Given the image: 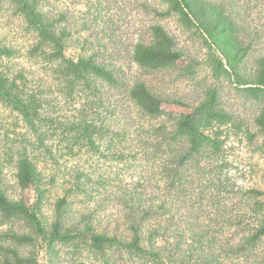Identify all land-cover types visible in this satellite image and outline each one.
Listing matches in <instances>:
<instances>
[{"label":"trees","instance_id":"obj_1","mask_svg":"<svg viewBox=\"0 0 264 264\" xmlns=\"http://www.w3.org/2000/svg\"><path fill=\"white\" fill-rule=\"evenodd\" d=\"M9 1L33 41L25 52L29 67L6 65L1 59L12 50L0 48V106L24 130L4 132L0 143V227L21 220L29 232L0 231V264H264V189L231 186L222 174L220 130L231 113L214 88L190 108L181 100L169 102L145 82L129 80L121 66L100 59L107 56L101 50L82 47L68 57L71 28L61 26L64 17L46 10L42 0ZM160 2L164 9L152 8L153 15L173 16L199 33L215 79L249 86L242 91L261 106L253 124L264 151V0ZM148 31L153 39L129 53L133 64L152 71L191 61L161 26ZM108 87L124 94L114 99L106 94ZM124 104L133 109L129 116ZM164 104L190 112H166ZM105 152L112 161L120 158L129 174L109 172L93 182L91 173L100 169L83 157ZM73 157L78 159L69 167L62 160ZM61 161L49 185L60 178L64 194L47 219L43 176ZM6 168L13 169L23 196L5 192ZM260 180L264 185V172ZM194 187L207 192L211 212L202 209ZM99 190L105 196L96 202L98 209L107 212L103 226L96 222L101 230L93 224L91 201L74 200L76 194L97 192L96 198ZM59 244L72 252L58 251ZM25 246L32 249L29 255L20 254Z\"/></svg>","mask_w":264,"mask_h":264},{"label":"rangeland","instance_id":"obj_2","mask_svg":"<svg viewBox=\"0 0 264 264\" xmlns=\"http://www.w3.org/2000/svg\"><path fill=\"white\" fill-rule=\"evenodd\" d=\"M42 3L46 10L64 17V24L61 26L71 28L73 39L68 41L72 45L71 49L66 51L68 57L75 58L79 54L78 49L82 47L101 50V54L107 56L100 57V59L112 65L121 66L129 80L139 79L148 84L161 98L169 102L170 100H181L189 108L195 101L202 98L203 94H209V91L214 88L223 108L231 113V122L220 130L224 141L222 162L225 164L222 174L228 176L231 186L264 189L260 180L264 172V151L260 149L261 137L257 127L253 124L255 116L261 111L259 102L251 99L246 92L242 91L249 87L248 85L237 88L230 78L215 79L212 73V61H209L207 57L208 49L199 33L186 30L173 16L167 15L159 18L153 15L152 8L164 9L160 0H42ZM151 25H159L169 36H173L177 47L189 56L191 61H182L174 67L152 71L133 64L129 53L135 44L150 42L153 39L148 31ZM32 41L33 35L27 29L26 23L21 14L18 13L15 4L9 0H0V48L12 50L10 57L7 59L2 57V62L10 67H29L25 52ZM105 90L106 94H114V99L118 98L117 94H124L122 90L119 92L117 89H110V87ZM122 108L126 110L127 116L133 113V109L129 108L128 104H124ZM163 109L166 112L178 114L190 112V109H183L170 104H164ZM22 127L15 115L9 114L0 106V143L4 132L14 131L21 134L24 132ZM89 154L83 157L88 159L87 165L91 164L94 168L100 169L94 174L91 173L90 178L93 182L100 181L104 175L108 176L109 172L112 176L129 174L124 171L120 158L112 161L110 158L112 156H108L107 152L100 158L91 157ZM77 159V157H73L62 160H66L69 167L71 164H76ZM63 161L59 162L58 167H49L50 171H45L43 176L48 191L44 196L42 211L47 219H51L53 205L64 194L63 189L65 187L59 186L60 178H57L53 185H49L51 175L55 176L58 168L63 165ZM3 173L5 192L11 198L23 196L24 194L16 188L13 169L6 168ZM204 184L203 182V188ZM198 190L199 187H194V194H198L197 198L202 209L207 213L211 212L212 200L207 198V192L201 193ZM226 191L231 192L230 186L227 187ZM96 193L85 196L76 194L77 197L74 200L75 202L86 199L91 201L88 208L91 211L96 210L94 214L95 217L97 216L93 224L98 230H101L102 227L98 226L96 222L103 226L102 218L107 212L98 209L99 204L96 202L103 199L105 192L99 190L98 196L92 197L93 195L96 196ZM227 201L229 200L227 199ZM80 207L81 205H77L74 206V209L78 211ZM11 229L19 233L29 232L21 220H13L12 224L5 222L0 227V231ZM56 249L63 253L72 252L67 246L61 244L57 245ZM31 251L32 249L28 246L20 248L21 255H29ZM81 253L84 258L92 259L93 257L88 251L82 250ZM39 258L41 263L46 261L43 254Z\"/></svg>","mask_w":264,"mask_h":264}]
</instances>
